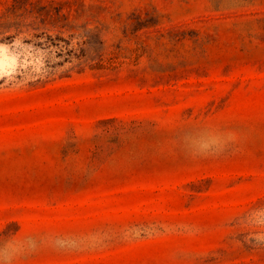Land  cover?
<instances>
[{
  "label": "rangeland",
  "instance_id": "rangeland-1",
  "mask_svg": "<svg viewBox=\"0 0 264 264\" xmlns=\"http://www.w3.org/2000/svg\"><path fill=\"white\" fill-rule=\"evenodd\" d=\"M0 264H264V0H0Z\"/></svg>",
  "mask_w": 264,
  "mask_h": 264
},
{
  "label": "clouds",
  "instance_id": "clouds-1",
  "mask_svg": "<svg viewBox=\"0 0 264 264\" xmlns=\"http://www.w3.org/2000/svg\"><path fill=\"white\" fill-rule=\"evenodd\" d=\"M213 143H215V141H213ZM202 147L207 148V147H209V145L205 144V145H202Z\"/></svg>",
  "mask_w": 264,
  "mask_h": 264
}]
</instances>
